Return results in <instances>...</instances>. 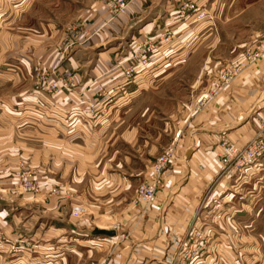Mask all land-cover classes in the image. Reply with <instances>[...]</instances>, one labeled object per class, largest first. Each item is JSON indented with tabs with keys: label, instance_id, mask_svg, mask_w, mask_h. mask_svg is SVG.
Listing matches in <instances>:
<instances>
[{
	"label": "crops",
	"instance_id": "1",
	"mask_svg": "<svg viewBox=\"0 0 264 264\" xmlns=\"http://www.w3.org/2000/svg\"><path fill=\"white\" fill-rule=\"evenodd\" d=\"M184 1L131 0L112 16L107 0H0V110L13 111V125H44L46 179L57 183L60 173V194L34 208L0 193V264H69L74 256L76 264H264V157L248 170L226 169L219 158L225 140L247 144L264 115V54L201 107L199 95L238 56L220 60L217 73L199 69L191 98L173 100L160 127L153 115L148 127L132 123L146 94L211 44L210 18L237 2L194 0L208 13L195 19ZM69 39L74 46L61 53ZM145 41L154 50L143 63L136 49ZM262 44L256 31L239 53ZM173 142L155 200L135 203Z\"/></svg>",
	"mask_w": 264,
	"mask_h": 264
},
{
	"label": "rangeland",
	"instance_id": "2",
	"mask_svg": "<svg viewBox=\"0 0 264 264\" xmlns=\"http://www.w3.org/2000/svg\"><path fill=\"white\" fill-rule=\"evenodd\" d=\"M212 18L213 33L209 42L211 44L213 42V45L198 47L195 51L197 61L186 63L182 68L179 67L176 76L161 86L160 90H156V92L151 90L150 93H147L140 103V108L135 110L138 113H135V119L132 123L148 127L149 124L145 122V119L148 115H153L155 119L150 120V122H155L160 127L159 121L165 120L164 116H167L173 100L191 98L195 88L194 84L197 81L195 75L199 69L206 71L209 66H212L213 72H211L217 73L222 67L220 60H223V64H225L227 62L225 60L235 58V56L238 57L234 61L240 59L246 53L245 50L239 53L241 43L250 41L256 31H261V35L264 33V0H237L232 11L210 19ZM195 19L197 18L195 17ZM73 40L69 39L66 41V46L62 45L61 53L65 54L74 46L75 41ZM209 53L212 60L203 62V58ZM232 62L230 61L229 64ZM43 68L44 66L38 67L37 72L42 71ZM41 75L42 73L37 74L36 87H38V83H42ZM12 113L13 111L7 110L3 114V111L0 110V193L17 199L18 204L14 202L16 205L29 206L26 202L32 200L31 204L34 208L35 200L43 203L47 198L56 197L60 194L58 183L60 173L59 169H57V173L52 172L56 181L59 180L57 183L50 184V178L46 179L47 175L50 177L52 174L50 169L45 167L44 125L37 124L35 127L28 124L22 127L17 126V124L13 125L16 118ZM28 137H32L29 142ZM29 145L37 147V151L30 156L28 155ZM6 177L11 182L8 187L2 186ZM75 201L79 202L80 200L75 199ZM36 241L33 243L35 244L34 248L39 251L42 249L44 241L42 239ZM18 244L19 242L16 244L19 246L17 251L23 250L27 246L25 241ZM76 259L77 256L70 258L69 264H76Z\"/></svg>",
	"mask_w": 264,
	"mask_h": 264
},
{
	"label": "built area",
	"instance_id": "3",
	"mask_svg": "<svg viewBox=\"0 0 264 264\" xmlns=\"http://www.w3.org/2000/svg\"><path fill=\"white\" fill-rule=\"evenodd\" d=\"M130 2L131 0H107L106 6L113 16L123 12ZM183 5L186 9H190L197 19H203L208 16L207 11L203 7H200L194 0H186ZM153 50L154 47L148 41H145L142 46L136 49V52L139 53L142 62L145 63L150 57L149 53ZM263 54L264 44L255 48H248L240 59L223 67L220 71L218 83L215 88L199 95L197 107H201L207 101L218 95L222 89L229 86L236 74L242 70L247 60L250 62L256 61ZM54 85L55 84L52 86ZM94 106L95 103H90L91 109H94ZM179 135L180 133L178 134L177 132L176 136ZM223 144V149L219 158L226 169L239 167L240 169L248 170L258 165L264 156V115H261L257 131L247 144L240 146L228 140H225ZM175 155L176 143L173 142L167 145L164 151L153 162L149 176L141 182L137 189V194L134 199L135 203L147 207L155 200L158 190L164 181L165 174L167 173L166 171ZM229 171H231V169H229ZM114 226L115 228L118 227L117 224ZM191 235L197 238H203L202 233L197 230H193Z\"/></svg>",
	"mask_w": 264,
	"mask_h": 264
},
{
	"label": "water",
	"instance_id": "4",
	"mask_svg": "<svg viewBox=\"0 0 264 264\" xmlns=\"http://www.w3.org/2000/svg\"><path fill=\"white\" fill-rule=\"evenodd\" d=\"M106 233L108 235H114L115 234V231L114 230H107Z\"/></svg>",
	"mask_w": 264,
	"mask_h": 264
}]
</instances>
